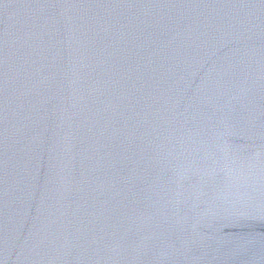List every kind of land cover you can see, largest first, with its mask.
I'll use <instances>...</instances> for the list:
<instances>
[{
	"label": "water",
	"instance_id": "1",
	"mask_svg": "<svg viewBox=\"0 0 264 264\" xmlns=\"http://www.w3.org/2000/svg\"><path fill=\"white\" fill-rule=\"evenodd\" d=\"M0 264H264V0H0Z\"/></svg>",
	"mask_w": 264,
	"mask_h": 264
}]
</instances>
